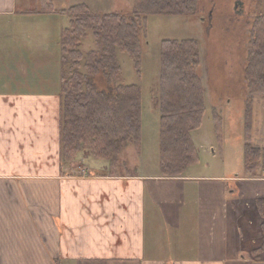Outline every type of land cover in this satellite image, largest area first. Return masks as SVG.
<instances>
[{"label":"crops","instance_id":"0c3cea01","mask_svg":"<svg viewBox=\"0 0 264 264\" xmlns=\"http://www.w3.org/2000/svg\"><path fill=\"white\" fill-rule=\"evenodd\" d=\"M19 1L0 0V264H264L262 181L63 166L62 32Z\"/></svg>","mask_w":264,"mask_h":264},{"label":"trees","instance_id":"16d2710c","mask_svg":"<svg viewBox=\"0 0 264 264\" xmlns=\"http://www.w3.org/2000/svg\"><path fill=\"white\" fill-rule=\"evenodd\" d=\"M131 12L95 14L85 4L60 14L70 19L61 33L60 86L62 99L60 148L63 166L81 153L105 161L108 172L123 175L124 156L130 147L139 153L142 131V92L137 86H119L122 69L117 53L127 54L140 76L142 38L151 16H190L200 0H133ZM43 14H56L43 0ZM91 32L96 49L84 55L81 44ZM244 82L246 95H264V15L249 29ZM84 63V64H83ZM200 46L196 40L163 41L160 50V173L164 178L183 177L200 163L191 134L202 125L205 91L198 74ZM85 68L86 74L81 69ZM244 124V174L247 180L264 182V149L251 145L253 120L247 108ZM216 130L219 126L215 125ZM132 150V149H130ZM232 178V177H231ZM263 219L264 198L256 200Z\"/></svg>","mask_w":264,"mask_h":264},{"label":"rangeland","instance_id":"374dc122","mask_svg":"<svg viewBox=\"0 0 264 264\" xmlns=\"http://www.w3.org/2000/svg\"><path fill=\"white\" fill-rule=\"evenodd\" d=\"M47 1L51 2L57 12L50 17V26L55 32L61 33L70 28L71 21L68 16L60 13L81 5L86 0ZM87 1L95 9V13H129L134 6L133 0ZM236 2H242L243 7L235 9ZM19 3L26 4L22 9H33L32 11H38L40 14L46 10L43 0H20ZM210 13L212 26L207 31ZM261 15H264V0H200L193 15L147 18L142 38L140 76L129 56L117 53L122 69L117 85L137 86L142 92L141 149L137 153L130 147L132 150L129 149L130 152L124 156L125 165L121 170L123 174H134L141 165L146 169H142L143 173H160L161 43L183 40L199 42L201 65L198 74L205 91L206 108L201 127L191 134L200 163L190 168L186 174L203 178H236L244 174V124L247 108L254 123L251 145L264 149V95L242 96L245 92L244 70L248 33L252 22ZM95 49V39L89 32L82 41L80 50L87 55ZM81 71L86 74L84 67ZM60 78L63 79L61 69ZM216 124L219 126L218 131L215 128ZM84 154H79L77 161L67 165L71 169H77V172L86 169L94 171L99 165L108 168L107 162L96 160L89 153L84 158Z\"/></svg>","mask_w":264,"mask_h":264},{"label":"flooded vegetation","instance_id":"af4514ba","mask_svg":"<svg viewBox=\"0 0 264 264\" xmlns=\"http://www.w3.org/2000/svg\"><path fill=\"white\" fill-rule=\"evenodd\" d=\"M243 5H244V4H243ZM239 7H240V6H239ZM242 7H243V6H242ZM242 7H241V8H242ZM234 8H235V7H234ZM211 16H212V15H211V13H210V14H209V20H208V23H207V25L209 26V27L207 28V31H208V29L212 26V25H211Z\"/></svg>","mask_w":264,"mask_h":264},{"label":"water","instance_id":"95a60500","mask_svg":"<svg viewBox=\"0 0 264 264\" xmlns=\"http://www.w3.org/2000/svg\"><path fill=\"white\" fill-rule=\"evenodd\" d=\"M242 7L243 6V3L242 2H236L235 3V9L237 8V7Z\"/></svg>","mask_w":264,"mask_h":264}]
</instances>
